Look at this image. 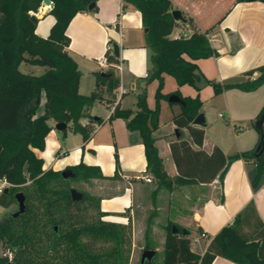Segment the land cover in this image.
<instances>
[{
  "label": "trees",
  "instance_id": "1",
  "mask_svg": "<svg viewBox=\"0 0 264 264\" xmlns=\"http://www.w3.org/2000/svg\"><path fill=\"white\" fill-rule=\"evenodd\" d=\"M43 1L0 0V179L10 184L0 192V206L9 208L16 204L18 192L24 194L26 204L25 210L17 216L8 214L0 221V245L10 249L13 255L9 260L0 254V264H131V226L105 220L107 213L101 209V200L95 195L82 192V199L72 198L70 181L102 177L99 166L80 161L66 167L76 176L65 178L62 170L44 169L43 158L35 152V149H45L52 129L50 119L67 123L73 132L88 140L94 131L93 124H100L103 119L90 116L89 124L83 125L81 118L85 116V108L102 100L114 102L115 91L121 83L116 67L119 57L111 48L105 52L108 67L94 74L93 91L90 94L79 91L82 71L67 51L71 41L67 29L77 13L96 10V5L89 9V4L96 0H52L50 13L55 16V23L46 37L36 33L37 22L32 20ZM124 2L141 12L143 27L147 29L146 46L152 64L147 82H159L157 104L155 108L148 105L147 87H144L138 94L135 111L117 105L110 119L123 118L129 130L139 131L150 176L159 187L168 190L175 184L194 180L209 182L217 175L223 181L230 163L242 159L254 164L251 185L256 190L264 174V125L257 129L255 122L259 141L252 149L228 157L217 146L211 154L202 149L194 151L190 142L202 147L205 133L203 127L194 125L195 117L202 112L203 101L199 96H183L179 90L163 94L162 88L164 76L168 74L175 77L179 86L188 84L197 88V83L205 78L215 94L229 88L254 91L264 84V65L246 71L243 78L235 82L222 85L208 79L196 63L198 59L218 55L207 31L192 29L188 36L181 33L179 37H171L179 24L172 15L171 0ZM184 22L191 23L190 19ZM23 62L46 67V70L42 74L22 72L19 66ZM43 94L45 100L40 113ZM171 94L179 95L184 101L181 112L173 116V122L179 128H186L191 136V141L185 138L171 143L179 172L175 178L165 169L154 134L159 127L160 99H169ZM263 112L264 107L257 119ZM261 142V148L257 149ZM191 150L192 154L188 155H192L193 160L184 155ZM203 156L207 161L202 160ZM209 169L212 174L207 176ZM247 225L250 230L245 229ZM174 226L177 232L172 230ZM261 240L264 241V223L251 201L231 223L220 229L203 254L191 249L190 231L170 221L166 226L163 260L136 264H212L218 256L239 264H264ZM98 241L104 242L103 247L96 248ZM105 243L111 246L106 247Z\"/></svg>",
  "mask_w": 264,
  "mask_h": 264
},
{
  "label": "crops",
  "instance_id": "2",
  "mask_svg": "<svg viewBox=\"0 0 264 264\" xmlns=\"http://www.w3.org/2000/svg\"><path fill=\"white\" fill-rule=\"evenodd\" d=\"M171 1L173 9H179L191 23L178 20L179 24L170 36L176 37L192 29L207 31L211 45L218 50L217 56L196 60L206 78L223 85L238 81L246 71L264 65L263 1ZM96 6L94 11L77 13L67 29L71 39L67 51L82 69L79 91L82 94H90L94 89L95 79L88 92L81 89L82 78L86 72L95 73L107 68L101 66L98 59L105 54L109 40L120 45L121 70H118V73L121 83L115 91L114 102L102 100L110 107L106 117L93 115L91 106L85 108V116L81 118L83 125L90 121V116L103 119L102 123L93 124L94 131L88 140H83L80 133L73 132L67 126L66 131L70 129L73 136H79V139L73 146L65 149V141L60 139L55 127L57 122L49 120L52 129L47 136L45 149H35L37 155L44 160L43 168L62 170L80 161L99 166L103 176L92 178L90 182L101 200V209L107 213L103 218L131 226L132 257L136 250H140L142 254L144 249H153L154 257L161 254L157 262L162 261L166 226L170 221L190 231L191 249L197 254H203L220 229L231 223L251 201H254L257 214L264 223V174L259 187L254 190L251 185V178L255 174L254 164L242 159L230 163L223 181L217 175L209 182L194 180L188 184H175L172 190H168L159 187L155 180H145L150 174L147 171L145 146L139 131L129 130L123 118L110 119L117 105L133 111L137 109V99L136 102L131 101L125 97V93L120 96L121 90L132 89L139 94L146 87L141 83L143 76H149V73L145 72L149 49L146 46V31L141 12L124 0H96ZM50 10V6L43 3L34 13L37 17L35 31L39 36L46 37L55 23V16ZM90 61L94 64L89 65ZM34 66L23 62L19 68L22 72L34 73ZM257 75L258 72H255L254 76ZM197 86L198 88L188 84L182 85L180 92L183 96H199L203 101L205 124L194 123L196 127L204 128L202 147L191 141L186 128H179L173 122V116L180 113L181 109L163 120V108L169 107L161 103L159 127L154 134L159 154L171 178L179 175L172 154L173 142L190 139L192 150L202 149L207 154H211L217 146L228 157L254 148L259 141L255 122L264 107V84L254 91L229 88L223 89L219 94H215L213 86L208 84L205 78L198 82ZM44 100L43 94L40 113L43 111ZM148 102L149 106L153 107L151 91ZM133 103L136 104L135 107ZM212 108L223 109L227 113V119L220 120L215 125L211 124L210 130L208 110ZM218 115L225 118V113L222 115L219 112ZM64 136L67 137L68 132H65ZM192 150L184 154L190 160L192 155L188 154H192ZM181 154L183 155L180 150L179 155ZM201 158L207 161L204 156ZM205 174L210 176L212 172L209 169ZM245 229L250 230V226L247 225ZM202 232L207 233L209 238L200 237ZM194 237L197 239L193 240ZM261 243L264 253V241L261 240ZM212 264L239 263L218 256Z\"/></svg>",
  "mask_w": 264,
  "mask_h": 264
},
{
  "label": "rangeland",
  "instance_id": "3",
  "mask_svg": "<svg viewBox=\"0 0 264 264\" xmlns=\"http://www.w3.org/2000/svg\"><path fill=\"white\" fill-rule=\"evenodd\" d=\"M93 61L89 62V65H93ZM34 74H42L45 70L46 67L43 66H34ZM80 68V67H79ZM88 68V67H86ZM82 71V69H80ZM86 70V69H84ZM152 71V64H151V60H150V50H149V58H148V64L145 67V72L147 73H151ZM95 73L94 72H86L85 76L82 78V86L81 89L84 90L85 92H88L87 90L90 89V87L92 86V83L94 82L95 79ZM168 78V80H167ZM148 78H145L144 76L142 77V85L147 87V101L149 98V92L151 91V98L153 99V107L151 108H155L156 104H157V98H156V91L159 85L158 80H153L151 82H147ZM263 85V84H262ZM173 90V91H172ZM176 90L180 91V86L178 85L175 77H173L172 75H168L166 74V76H164V84H163V88H162V92L163 94H168V93H172ZM126 95L125 97H128L127 99H130L131 101L133 100L134 102H136V99L138 98V91H133L132 89H127L124 92ZM181 93V92H180ZM161 103H165V105H168L169 108H166L167 106H165V108H163V120H166L167 118H169L171 116V114L178 112V110L182 109V105L180 103L177 102H170L169 99L166 98H162L160 99V112H161ZM133 107L136 106L135 103H133ZM149 105V102H148ZM91 113L93 115L96 116H101V117H106L109 112H110V107H108L104 101L101 102H97L95 105L91 106L90 109ZM221 112L222 115L225 113V118H221L218 113ZM208 117H209V122H210V130H212V126L211 124L215 125V123H217L218 121H225L227 119V113L223 110V109H213L212 110H208ZM208 128V127H207ZM209 130V129H208ZM66 132H68V136L65 137L64 136V131H59V136L60 139L62 141H65L64 144V148H69L71 146H73L77 141V139H79V136H73V132L68 129ZM79 135V134H77ZM78 137V138H75ZM3 182L0 179V185ZM70 186L72 188H76L77 190L83 192V193H89L92 195H95L96 197V189L94 188V186L92 185V183L90 181H84L83 179L79 178V179H74L70 181ZM17 203L10 206L9 208H4L0 206V221L3 220L8 214H10L11 212L15 211L17 209ZM132 243H133V235H132ZM104 242L103 241H98L95 243L96 248H100L103 247ZM105 246H111V243H105ZM6 249H3V247L0 245V254L5 251ZM8 250V249H7ZM140 250H136V253L134 254V257H132V251L130 254V263L131 264H136L139 259H140ZM161 254H157L154 257V261L157 262L160 258Z\"/></svg>",
  "mask_w": 264,
  "mask_h": 264
},
{
  "label": "water",
  "instance_id": "4",
  "mask_svg": "<svg viewBox=\"0 0 264 264\" xmlns=\"http://www.w3.org/2000/svg\"><path fill=\"white\" fill-rule=\"evenodd\" d=\"M44 4L49 5L50 8L53 7V2L52 0H44L43 1ZM96 5L95 1H92L89 4V9H92L94 6ZM172 15L174 17L175 20H181L184 21L185 18L182 14V12L179 9H173L172 10ZM32 20L34 22H37V17L35 15L32 16ZM145 31H147V29H145ZM113 52L115 54V56L119 57L120 56V45L117 42L113 43ZM169 101L170 102H177L180 103L181 105H184V101L181 99V97L177 94H171L169 97ZM194 123L197 125H204L205 124V114L203 112L199 113L195 119H194ZM264 125V112L260 115V117L257 119L256 121V127L257 129H262ZM56 129L58 130H65L67 129V123L65 122H57L55 125ZM262 146V142L257 146V149L261 148ZM1 149V147H0ZM62 175L65 178L68 177H75L76 173L71 170L70 168H64L62 169ZM71 194H72V198L74 200H80L83 198V193L79 190H77L76 188H72L71 189ZM17 204H18V209L13 213L14 216H17L18 214H20L21 212H23L26 208V204H25V196L22 192H18L15 195ZM174 232H177L178 229L174 226L172 229ZM184 233H187V231H184ZM155 255V251L153 249H144L142 254H141V262H145L147 261H152ZM6 264H12L11 262H8ZM40 264H45V263H40Z\"/></svg>",
  "mask_w": 264,
  "mask_h": 264
},
{
  "label": "built area",
  "instance_id": "5",
  "mask_svg": "<svg viewBox=\"0 0 264 264\" xmlns=\"http://www.w3.org/2000/svg\"><path fill=\"white\" fill-rule=\"evenodd\" d=\"M182 34H183L184 36H188V35L190 34V32H188V31L186 32V31H185V32H183ZM177 37H179V35H178ZM111 48H113V44H112V43H108V44H107V50H108V49H111ZM98 62H99V64H100L101 66H103V67H108V65H109L108 59H107V57H106L105 54H103L101 57H99ZM116 67L118 68V70H121V63L119 62L118 64H116ZM146 76H148V74H146ZM124 92H125L124 90H121L120 96H121ZM113 110H114V109H113ZM85 124H89V121H86ZM145 180H146L147 182H152V181H153V178H152V176L148 175V176L145 177ZM1 181H2L3 183L0 185V192H1L4 188H6V187H8V186L10 185V184L7 182L6 179H1ZM199 236L202 237V238H209V235H208L207 233H205V232L200 233ZM195 239H197V238L194 237L193 240H195ZM1 254H2L3 256H5V257H8L9 260H12V256H13V255H12V251H11L10 249L3 251Z\"/></svg>",
  "mask_w": 264,
  "mask_h": 264
},
{
  "label": "flooded vegetation",
  "instance_id": "6",
  "mask_svg": "<svg viewBox=\"0 0 264 264\" xmlns=\"http://www.w3.org/2000/svg\"><path fill=\"white\" fill-rule=\"evenodd\" d=\"M17 205H18V204H17ZM17 209H18V206H17ZM17 209H16V210H17ZM16 210H15V211H16ZM15 211L11 212L10 214H13Z\"/></svg>",
  "mask_w": 264,
  "mask_h": 264
}]
</instances>
